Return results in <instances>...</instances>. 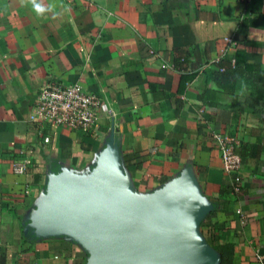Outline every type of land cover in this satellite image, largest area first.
Segmentation results:
<instances>
[{"label":"crops","instance_id":"1","mask_svg":"<svg viewBox=\"0 0 264 264\" xmlns=\"http://www.w3.org/2000/svg\"><path fill=\"white\" fill-rule=\"evenodd\" d=\"M232 60L238 71L222 72ZM50 83L100 95L112 121L93 134L31 122ZM113 132L135 195L190 175L211 207L206 244L219 258L233 244L232 264H264V0H0V264L91 263L81 242L36 225L52 178L91 175ZM216 133L247 146L232 200L220 196L230 178ZM22 153L32 165L18 175Z\"/></svg>","mask_w":264,"mask_h":264},{"label":"water","instance_id":"2","mask_svg":"<svg viewBox=\"0 0 264 264\" xmlns=\"http://www.w3.org/2000/svg\"><path fill=\"white\" fill-rule=\"evenodd\" d=\"M210 210L188 174L147 198L135 195L113 132L91 175L52 178L36 231L72 236L90 264H220L198 232Z\"/></svg>","mask_w":264,"mask_h":264},{"label":"built area","instance_id":"3","mask_svg":"<svg viewBox=\"0 0 264 264\" xmlns=\"http://www.w3.org/2000/svg\"><path fill=\"white\" fill-rule=\"evenodd\" d=\"M239 1L248 7L254 0ZM227 42L231 41L228 39ZM231 65L235 67L236 60H232ZM112 118L113 111L108 102L100 95L88 91L80 83L48 84L40 91L30 114V121L39 126L52 125L83 134L95 133L103 119L112 121ZM213 137L222 154L223 170L230 178L233 192L239 195L242 189L240 173L243 166V158L237 152L240 141L236 135L229 133H216ZM31 165L32 159L22 153V159L13 164L14 173L24 175Z\"/></svg>","mask_w":264,"mask_h":264},{"label":"trees","instance_id":"4","mask_svg":"<svg viewBox=\"0 0 264 264\" xmlns=\"http://www.w3.org/2000/svg\"><path fill=\"white\" fill-rule=\"evenodd\" d=\"M186 61V56L181 50H176V58L175 63L176 65H180ZM220 69H222V72H225L226 74H235L238 71V66L236 65L233 67L231 63H229V66H225L224 64H220ZM193 78V77H192ZM247 146H240L238 148V153L243 156V149ZM220 196L222 199H234V197L238 198L239 195L234 194L232 185L228 183V186H223L220 189ZM234 196V197H233ZM215 215V211H213L210 214V217ZM217 251L220 253V264H232V256L234 252V245H226V246H220L216 248ZM1 263L5 264V258L1 259Z\"/></svg>","mask_w":264,"mask_h":264},{"label":"clouds","instance_id":"5","mask_svg":"<svg viewBox=\"0 0 264 264\" xmlns=\"http://www.w3.org/2000/svg\"><path fill=\"white\" fill-rule=\"evenodd\" d=\"M34 7H35V9H36L38 12H43V11H44V9H43V8L41 7V5H39V4H35Z\"/></svg>","mask_w":264,"mask_h":264},{"label":"rangeland","instance_id":"6","mask_svg":"<svg viewBox=\"0 0 264 264\" xmlns=\"http://www.w3.org/2000/svg\"><path fill=\"white\" fill-rule=\"evenodd\" d=\"M111 133H112V130H110L109 132H107V136H110Z\"/></svg>","mask_w":264,"mask_h":264}]
</instances>
